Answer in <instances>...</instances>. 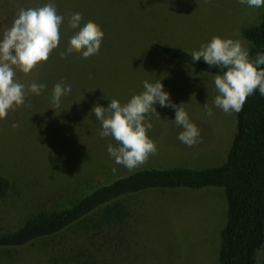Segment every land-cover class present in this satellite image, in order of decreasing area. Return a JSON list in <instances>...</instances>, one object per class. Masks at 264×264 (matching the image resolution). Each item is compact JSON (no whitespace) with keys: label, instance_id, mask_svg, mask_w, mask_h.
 I'll list each match as a JSON object with an SVG mask.
<instances>
[{"label":"rangeland","instance_id":"1","mask_svg":"<svg viewBox=\"0 0 264 264\" xmlns=\"http://www.w3.org/2000/svg\"><path fill=\"white\" fill-rule=\"evenodd\" d=\"M46 3H53L65 17L60 44L48 61L27 75L17 70L16 78L47 88L38 96L29 94L24 105L0 120V175L10 182L0 202V233L14 230L37 212L67 208L98 186L137 169H201L225 161L236 131V112L226 114L213 105L218 95L214 76L166 59L150 46L160 40L192 53L219 36L240 40L248 50L241 30L260 22L263 7L250 8L239 0H0V37L21 8ZM77 12L82 14L81 27L89 21L100 26L101 47L87 59L76 52L62 59L60 53L79 30L68 27L69 15ZM157 79L173 103L184 104L203 142L183 144L178 139L183 128L173 122L175 110L157 104L160 119L152 116L153 127L147 132L157 154L130 171L109 155L108 145L116 147L117 142L99 136L101 124L89 113L97 103L107 108L112 99L123 105L144 91L145 80ZM59 82L72 89L54 108L51 94ZM206 103L212 116L206 114ZM127 203L130 218L122 228L105 227L95 234L97 264H218L226 218L223 188L155 191ZM82 237L87 236L78 235L76 245L86 246ZM70 242L43 241L14 253L15 261L0 253V264H77L53 253Z\"/></svg>","mask_w":264,"mask_h":264},{"label":"trees","instance_id":"2","mask_svg":"<svg viewBox=\"0 0 264 264\" xmlns=\"http://www.w3.org/2000/svg\"><path fill=\"white\" fill-rule=\"evenodd\" d=\"M241 35L249 42L251 60L264 53V7L260 22L242 29ZM150 48L192 71L208 76L220 74V69L209 67L203 60L193 62L192 53L184 48L160 40L154 41ZM235 126L221 165L201 169L179 166L137 169L98 186L67 208L37 212L14 230L0 233V253L14 259V253L43 241H71L66 248L53 253L67 255L65 263L72 260L79 264L82 259L81 264H97L93 254L98 244L95 234L103 233L105 227L122 228L127 223L128 199L155 191L223 188L226 218L220 231L218 264H264V96L258 89L236 113ZM9 189V180L0 175V202ZM78 235L87 236L81 238L86 246L76 245Z\"/></svg>","mask_w":264,"mask_h":264},{"label":"clouds","instance_id":"3","mask_svg":"<svg viewBox=\"0 0 264 264\" xmlns=\"http://www.w3.org/2000/svg\"><path fill=\"white\" fill-rule=\"evenodd\" d=\"M250 8L264 7V0H239ZM65 17L57 13L53 3L34 8H21L14 18L12 26L0 37V120L7 117L10 110L24 105L29 94L40 95L47 84L32 82L20 83L16 78L17 70L30 74L34 68L48 61L53 50L60 44V27ZM82 14L77 12L68 17V27L79 29L69 39V46L60 53L61 58L73 52L82 54L87 59L99 53L104 33L99 25L89 21L81 27ZM193 62L203 60L209 67L220 69L214 75V85L218 92L213 105L224 113L240 112L246 99L259 90L264 96V53H258L255 60L249 58L248 50L240 40L212 37L207 44L191 54ZM161 79L154 83L143 82L144 91L134 94L131 99L121 104L119 100L109 101L107 108L94 105L89 115H94L101 124L99 136L103 139L113 137L116 147L108 145L107 151L115 163L134 170L148 161L150 155L157 154L156 143L147 132L152 129L151 117L160 119L155 105L175 110L173 121L183 131L178 139L193 147L203 140L198 127L190 122L183 105H176L169 93L163 90ZM71 84L59 82L52 90V104L59 108L61 98L71 92ZM104 98V97H103ZM105 99V98H104ZM208 116L213 115L212 108L203 106ZM113 173L116 168L112 169Z\"/></svg>","mask_w":264,"mask_h":264}]
</instances>
